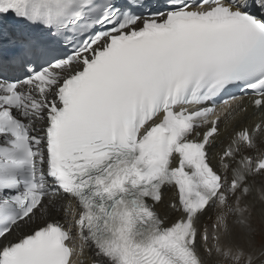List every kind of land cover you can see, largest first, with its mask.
Returning a JSON list of instances; mask_svg holds the SVG:
<instances>
[{
  "label": "snow or ice",
  "instance_id": "1",
  "mask_svg": "<svg viewBox=\"0 0 264 264\" xmlns=\"http://www.w3.org/2000/svg\"><path fill=\"white\" fill-rule=\"evenodd\" d=\"M86 251L264 264V0H0V264Z\"/></svg>",
  "mask_w": 264,
  "mask_h": 264
},
{
  "label": "bare ground",
  "instance_id": "2",
  "mask_svg": "<svg viewBox=\"0 0 264 264\" xmlns=\"http://www.w3.org/2000/svg\"><path fill=\"white\" fill-rule=\"evenodd\" d=\"M257 114L253 113L252 111H249V113L243 117V121L242 122H247L250 123L252 122L254 119H256ZM221 127H223V125H221ZM223 139L227 140V133L224 135ZM83 258H87L85 260V264H90V253L86 252L84 254Z\"/></svg>",
  "mask_w": 264,
  "mask_h": 264
}]
</instances>
